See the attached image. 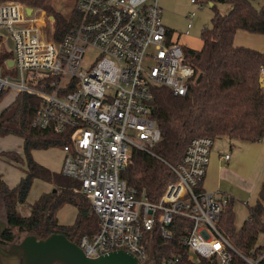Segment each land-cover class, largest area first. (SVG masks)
<instances>
[{
	"label": "built area",
	"instance_id": "1",
	"mask_svg": "<svg viewBox=\"0 0 264 264\" xmlns=\"http://www.w3.org/2000/svg\"><path fill=\"white\" fill-rule=\"evenodd\" d=\"M195 5L186 33L193 27ZM18 0L0 1V34L11 42L17 76L0 74V95L6 90L29 92L41 98L33 125L68 134L63 146L62 173L73 178L75 190L90 201L98 229L80 237L89 257L115 249L134 253L143 264H179L180 255L159 261L149 248L151 230L171 238L177 216L189 221L179 240L188 258L216 259L230 264V240L218 226L228 194L206 191L202 183L215 139L193 138L180 162L165 161L175 174L158 201L139 196L121 177L134 149L153 152L161 130L151 115L155 90L164 86L186 95L198 77L184 46L163 23L158 0H76L77 18L60 41L54 38L55 16ZM44 10L43 23L38 12ZM48 21L51 34L45 31ZM90 51L96 56L85 60ZM8 64V62H7ZM264 87V65L259 69ZM230 154H225L229 158ZM200 186L202 189H200ZM251 264L258 259L241 254Z\"/></svg>",
	"mask_w": 264,
	"mask_h": 264
},
{
	"label": "trees",
	"instance_id": "2",
	"mask_svg": "<svg viewBox=\"0 0 264 264\" xmlns=\"http://www.w3.org/2000/svg\"><path fill=\"white\" fill-rule=\"evenodd\" d=\"M18 1L54 11L52 0ZM203 1L212 5L211 25L202 28L201 48L184 47L186 57L202 77L200 81L197 78L193 81L186 95H176L164 86L155 90L151 115L161 130V139L153 148L155 154L134 149L121 174L137 189L139 196H145L150 201H158L168 182L175 179L174 172L165 161L171 164L180 162L193 138L228 137L254 142L264 137V87L259 82L264 52L234 44L239 29L264 34V4L257 6L254 0ZM217 1L228 3L231 8L222 13L217 9ZM55 14L54 38L60 41L71 29L76 21L74 16L78 14L70 19L60 12ZM169 34H174V31L169 29ZM2 39L0 34V41ZM11 58L10 51L2 52L0 64L6 66ZM40 104L38 95L19 92L0 113V136L13 134L24 141L23 156L15 150H2L0 157L26 165L24 176L15 186H10L0 174V201L3 217L8 222L2 241L6 244L15 242L14 228H17V232L27 231L39 237L63 233L79 243L83 234L92 235L97 231L98 217L89 199L75 190L77 182L73 178L64 175L62 169L60 172L52 171L34 159V149H63L71 141L68 134L33 125ZM36 178L53 183L54 188L42 193L35 202L28 203L27 198ZM234 202V198L230 197L218 226L237 250L232 251L230 264H251L241 254L254 259L264 255V244H258L260 235L264 234V182L256 201L249 205L247 219L239 228L235 226ZM68 203L76 206L77 216L72 224H62L57 214ZM185 222L189 223L184 217H175L171 238L162 236L158 228L147 234L154 261L180 255L179 264H217L216 259L201 256L195 260L188 258V248L179 240ZM258 264H264V256Z\"/></svg>",
	"mask_w": 264,
	"mask_h": 264
},
{
	"label": "crops",
	"instance_id": "3",
	"mask_svg": "<svg viewBox=\"0 0 264 264\" xmlns=\"http://www.w3.org/2000/svg\"><path fill=\"white\" fill-rule=\"evenodd\" d=\"M258 4V6L263 5L264 0H258ZM173 31L175 36L176 32L175 30ZM234 44L237 46L251 47L264 52V34L239 29L235 34ZM13 99L5 102L0 107V113ZM0 138L3 143L12 144L11 146L0 147V151L15 150L22 156L24 155L23 138L13 134L0 136ZM220 140L224 142L228 141L230 148H216L215 139V144L211 152V160L202 183L203 189L214 192L217 196L228 194L235 201L237 198H249L255 192H257L258 197L259 188L264 182V137L254 142L234 140L228 137H221ZM234 141H239V143L243 142L245 145L232 151ZM227 153L230 154L228 159L225 158V154ZM32 155L37 162L50 170L61 171L64 160V151L61 147L34 149ZM25 167L26 165L23 162L17 163L0 157V174L10 186H15L24 176ZM53 188V183L36 178L28 195V203L35 202L42 193L49 192ZM31 192H33V197L29 198ZM77 212L76 206L69 203L65 204L58 211V220L62 224H72L76 219Z\"/></svg>",
	"mask_w": 264,
	"mask_h": 264
},
{
	"label": "rangeland",
	"instance_id": "4",
	"mask_svg": "<svg viewBox=\"0 0 264 264\" xmlns=\"http://www.w3.org/2000/svg\"><path fill=\"white\" fill-rule=\"evenodd\" d=\"M7 1V0H0ZM154 1V0H148ZM159 7L161 9V17L163 23L175 30V38L182 44L184 47H190L194 49L201 48L203 41L201 39V31L202 28L211 25V18L213 16V8L211 4L205 3L203 8L196 9V15L193 18V27L190 29V33H186L187 23H188V15L189 12L195 9V5L190 2V0H158ZM52 4L54 7V11H48L47 14L54 15L56 18V11L62 13L68 19L73 18L76 12V0H52ZM255 5L258 4V0H254ZM217 9L222 12H228L231 8L228 3L217 1L216 2ZM45 13V12H44ZM77 16V15H76ZM70 17V18H69ZM77 17L74 16V19ZM45 31L49 34L52 32V25L48 21L47 26L45 27ZM11 47V42H3L0 41V54L4 51H9L8 49ZM96 56L95 51H90L86 57V64L91 63L92 59ZM0 74H9L13 76H17L19 74L18 69L15 66H6L0 64ZM15 97V92L13 90H8L5 92L0 98V107L9 100ZM1 109V108H0ZM226 141V140H225ZM8 143H3L0 138V147H7ZM245 144L239 143V141H234L232 145V151L237 150L239 147L244 146ZM229 142L221 141L220 138L216 139L215 147L219 148H230ZM33 197V192L29 198ZM257 197V192L250 195L249 198L242 199L237 198L234 202L233 209L235 212V226L239 228L244 221L247 219L249 214V205H251ZM28 201V198H27ZM248 201V202H247ZM4 210V209H3ZM25 212V211H24ZM16 232L17 239L16 241H20L25 235L31 232L23 231L17 232V228H14ZM258 244H264V234L260 235Z\"/></svg>",
	"mask_w": 264,
	"mask_h": 264
},
{
	"label": "water",
	"instance_id": "5",
	"mask_svg": "<svg viewBox=\"0 0 264 264\" xmlns=\"http://www.w3.org/2000/svg\"><path fill=\"white\" fill-rule=\"evenodd\" d=\"M27 11L30 13L32 8L29 6ZM8 65L12 66L13 61L8 60ZM201 77L199 74L197 81ZM7 227L0 201V264H143L134 253L125 249L89 257L78 243L63 233H51L46 237L28 233L20 241L6 244L2 234Z\"/></svg>",
	"mask_w": 264,
	"mask_h": 264
},
{
	"label": "bare ground",
	"instance_id": "6",
	"mask_svg": "<svg viewBox=\"0 0 264 264\" xmlns=\"http://www.w3.org/2000/svg\"><path fill=\"white\" fill-rule=\"evenodd\" d=\"M44 12H45L44 10H43V11L40 10V11L38 12V16L40 17V18H39V22H40V23H43L44 21H46V20H45L46 18L44 19V17H45Z\"/></svg>",
	"mask_w": 264,
	"mask_h": 264
},
{
	"label": "flooded vegetation",
	"instance_id": "7",
	"mask_svg": "<svg viewBox=\"0 0 264 264\" xmlns=\"http://www.w3.org/2000/svg\"><path fill=\"white\" fill-rule=\"evenodd\" d=\"M2 215H3V213H2ZM4 218V217H3Z\"/></svg>",
	"mask_w": 264,
	"mask_h": 264
}]
</instances>
